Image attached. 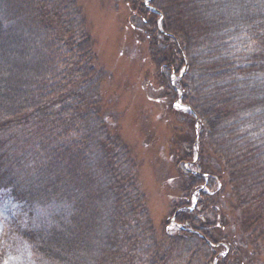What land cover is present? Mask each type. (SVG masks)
Masks as SVG:
<instances>
[{
	"label": "trees",
	"instance_id": "1",
	"mask_svg": "<svg viewBox=\"0 0 264 264\" xmlns=\"http://www.w3.org/2000/svg\"><path fill=\"white\" fill-rule=\"evenodd\" d=\"M124 1L170 112L188 107L197 171L178 177L176 228L158 234L77 0H0V193L52 209L40 238L24 233L33 257L264 264V0Z\"/></svg>",
	"mask_w": 264,
	"mask_h": 264
},
{
	"label": "rangeland",
	"instance_id": "2",
	"mask_svg": "<svg viewBox=\"0 0 264 264\" xmlns=\"http://www.w3.org/2000/svg\"><path fill=\"white\" fill-rule=\"evenodd\" d=\"M77 3L86 16L94 42L95 65L106 73L100 84V96L108 122L117 129L137 162L138 188L144 194L158 234L165 229L174 232L171 213L172 201L180 195L178 177L186 170L197 171L192 165L198 158L197 145L193 139L186 140L192 133L181 119L188 107L178 99L172 105L179 113L170 112V103L163 97L165 91L159 88L154 64L146 52L147 41L129 21L131 8L127 1L77 0ZM204 180L207 181L206 176ZM195 200L192 196V205ZM25 203L0 193V264H50L33 257L32 245L26 243L24 233L30 231L27 235L35 240L40 238L53 223L49 212L52 209ZM167 219L170 224L165 227ZM202 257L191 264H204ZM175 264L186 263L177 260Z\"/></svg>",
	"mask_w": 264,
	"mask_h": 264
}]
</instances>
